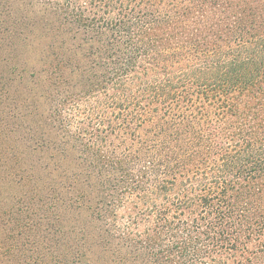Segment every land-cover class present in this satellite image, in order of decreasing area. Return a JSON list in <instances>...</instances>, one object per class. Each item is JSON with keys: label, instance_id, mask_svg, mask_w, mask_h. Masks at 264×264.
Masks as SVG:
<instances>
[{"label": "trees", "instance_id": "16d2710c", "mask_svg": "<svg viewBox=\"0 0 264 264\" xmlns=\"http://www.w3.org/2000/svg\"><path fill=\"white\" fill-rule=\"evenodd\" d=\"M56 3L72 27L43 56L65 139L30 151L52 143L47 187L92 224L70 264H264V0Z\"/></svg>", "mask_w": 264, "mask_h": 264}, {"label": "rangeland", "instance_id": "374dc122", "mask_svg": "<svg viewBox=\"0 0 264 264\" xmlns=\"http://www.w3.org/2000/svg\"><path fill=\"white\" fill-rule=\"evenodd\" d=\"M33 1L0 0V16L8 26H14L12 21L17 26L12 35L0 39V264H70L72 242L80 238L88 244L92 224L84 210L62 211L55 190L47 187L51 177L58 180L57 167L65 164L52 143L37 151L30 147L41 140V133L53 142L65 139L49 119L54 90L47 89L49 58L43 53L48 44L58 45L56 35L62 27L72 25L60 23L59 12L45 6L44 0L37 5ZM73 1L56 4L70 6ZM87 253L74 260L89 264L92 255Z\"/></svg>", "mask_w": 264, "mask_h": 264}]
</instances>
